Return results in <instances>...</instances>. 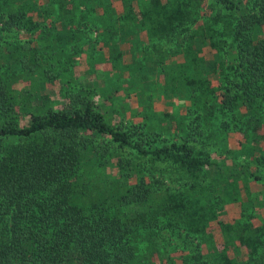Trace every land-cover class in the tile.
<instances>
[{
	"label": "trees",
	"instance_id": "16d2710c",
	"mask_svg": "<svg viewBox=\"0 0 264 264\" xmlns=\"http://www.w3.org/2000/svg\"><path fill=\"white\" fill-rule=\"evenodd\" d=\"M164 231L264 264V0H0V264H172Z\"/></svg>",
	"mask_w": 264,
	"mask_h": 264
},
{
	"label": "rangeland",
	"instance_id": "374dc122",
	"mask_svg": "<svg viewBox=\"0 0 264 264\" xmlns=\"http://www.w3.org/2000/svg\"><path fill=\"white\" fill-rule=\"evenodd\" d=\"M93 37V36H92ZM103 55L105 56V51H103ZM142 58L144 54H140ZM146 72L149 74V79L154 80V76H150L149 70L146 69ZM111 79H115V75H110ZM136 79V77H134ZM133 79V80H135ZM131 80V81H133ZM157 82V80H156ZM127 85L117 86L118 89L121 90L117 95L113 93V95L109 96L104 103L103 106L105 108H111L114 111V117L116 119L122 117V114L125 113L126 117L130 120H139L147 123L148 128L152 129L155 132H159L164 129L166 126V121L162 119L160 116L164 111L172 110L171 114L172 118L168 120L170 123V128L174 130V126L177 125L179 120V111H181L182 105H185V101L179 99L177 96L167 97L165 94L161 92L155 91L158 90V85L154 86L153 93H147L142 100L140 96L138 99L135 97L132 87L126 88ZM58 88H56L57 90ZM100 89L103 94L105 93L104 87ZM146 93V92H145ZM172 98L171 101L168 99ZM171 107V109H170ZM179 109V111H177ZM137 115V116H135ZM178 116V117H177ZM125 121H128L127 118ZM169 126V125H168ZM170 132H173V131ZM170 140V135L168 136ZM172 140V138H171ZM159 175H155V178H158ZM173 185H168V187L172 188ZM174 187V186H173ZM254 188V187H253ZM163 240L166 239V242H162V245L167 248V252L170 255L172 264H184L185 258H187V254L192 252L190 255H193L195 252L194 244L196 241L193 238H187L182 233H178L175 231L171 232H163L162 233ZM165 238V239H164ZM168 238V239H167ZM146 255V254H145ZM190 263V262H189Z\"/></svg>",
	"mask_w": 264,
	"mask_h": 264
}]
</instances>
